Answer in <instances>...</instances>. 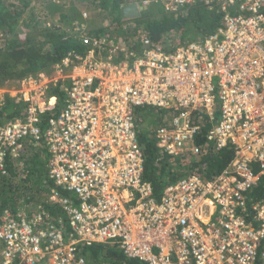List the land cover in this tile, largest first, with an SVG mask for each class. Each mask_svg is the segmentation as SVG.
<instances>
[{
    "label": "built area",
    "instance_id": "1",
    "mask_svg": "<svg viewBox=\"0 0 264 264\" xmlns=\"http://www.w3.org/2000/svg\"><path fill=\"white\" fill-rule=\"evenodd\" d=\"M193 1L138 3L175 11ZM201 1L223 12L203 40L166 52L143 38L139 58L115 64L111 47L100 60L106 45L85 36L82 60L65 57L50 73L0 88V109L24 105L23 116L0 126V177L24 140L43 135L47 202L62 213L54 221L38 207L2 212L0 264H88L78 247L94 245L145 264H264V197L247 203L264 181V0ZM64 81L65 105L42 130L39 120L55 108L50 91ZM141 108L167 112V124L153 129L159 154L198 157L191 114L203 111L212 123L206 144L232 160L208 179L185 175L156 198L143 177Z\"/></svg>",
    "mask_w": 264,
    "mask_h": 264
},
{
    "label": "trees",
    "instance_id": "2",
    "mask_svg": "<svg viewBox=\"0 0 264 264\" xmlns=\"http://www.w3.org/2000/svg\"><path fill=\"white\" fill-rule=\"evenodd\" d=\"M35 1L39 0H0V40L5 42L4 47L0 48V88L16 87L21 79L40 71L50 73L65 57H69L72 62L82 60L85 46L80 38L85 35L95 38L104 36L99 39L112 45L115 61L130 62L134 60L132 53L139 56L143 52V37L150 44L166 52H173L177 47L213 34L221 26L223 17L219 4L205 5L201 0H194L175 11L165 10L160 4L145 6L140 9L138 16L123 19L119 9L125 0H98L92 2V5L98 6L101 14L89 20L82 18L76 7L67 9L71 13L68 22L74 34L70 36L65 31L55 28L46 30L39 25L35 13L43 12V7L37 8ZM46 3L44 10L50 14L61 10L53 0ZM64 18L60 14L58 23L64 21ZM26 29H37L38 35L34 36L31 32L25 34ZM65 84V81L60 82L50 91L49 96L54 100L55 108L50 116H43L39 120L40 129L44 130L49 119L63 109ZM22 109L24 105L7 101L0 109V126L6 120L12 121L23 116ZM135 113L137 122L150 120L153 126L151 130H143L138 134V142L145 155L143 177L151 184L156 198H160L164 188L181 179L185 172L208 179L223 171L232 160L231 151L225 149L215 152L212 145L206 144L205 134L212 123L203 111L191 114L193 124L200 126L194 143L202 150L195 158L159 154L153 129L157 125L160 127L167 124L166 111L141 108L135 110ZM214 115L217 118L216 111ZM22 146L24 150L18 157L7 158V175L0 177V214L5 211L13 214L25 210L30 212L38 207L45 215H52L51 220L56 221L62 213L47 202L50 185L47 180L49 152L46 138L42 135L38 141L25 140ZM263 197L264 181H261L248 195L247 203ZM63 221L68 230L66 217ZM78 251L88 264H145L138 259L126 257L116 246H79ZM256 264L262 263L258 260Z\"/></svg>",
    "mask_w": 264,
    "mask_h": 264
},
{
    "label": "rangeland",
    "instance_id": "3",
    "mask_svg": "<svg viewBox=\"0 0 264 264\" xmlns=\"http://www.w3.org/2000/svg\"><path fill=\"white\" fill-rule=\"evenodd\" d=\"M32 1L33 0H31V2ZM46 2H48V0H39V1L34 2L37 5V8L43 7V12L35 13L37 16V19L39 20L38 21L39 25H42V27H44V29H46V30H48V29L51 30V28H55V29H58V31H61V30L65 31L70 36H74V34L72 32V25L71 24L69 25V22H68L69 15L71 14L69 12V10H67L68 8L76 7L77 11H79L81 13L82 18L84 17L87 20L94 18L95 16H98L99 14H101L99 7L92 5L93 4L92 2H98V0H53V2L56 5L61 7L60 11L55 12L53 14H50L49 12L44 10V7L47 4ZM60 14L65 16V18H64L65 20L62 21L63 23L62 22L58 23V21H57V20H59L58 18L60 16ZM23 17H24V15H23ZM80 23H82V21H80ZM97 27H99V26L97 25ZM86 30L90 31L88 28H86ZM25 32H26L25 34H29L31 32L32 35L37 36L39 30H37V29H33V30L26 29ZM85 36H88V35H85ZM102 37H104V36H100L99 38H102ZM4 45H5V42L3 40H0V48H3ZM86 54H87V51L85 50L84 58L87 56ZM107 56H108L107 53L101 54L100 60L104 59V57L107 58ZM95 60H96V62H98V60H99L98 56L95 57ZM120 63H122V62H120ZM146 129H147L146 122L144 123V121H143V125L140 126V130L143 131Z\"/></svg>",
    "mask_w": 264,
    "mask_h": 264
},
{
    "label": "clouds",
    "instance_id": "4",
    "mask_svg": "<svg viewBox=\"0 0 264 264\" xmlns=\"http://www.w3.org/2000/svg\"><path fill=\"white\" fill-rule=\"evenodd\" d=\"M134 3L136 4V6L138 7V8H143V7H145V5H142L141 3H138V0H134ZM124 5H126V1H124L122 4H121V6H124ZM120 6V7H121ZM154 6H156V5H154ZM154 6H147V7H154ZM163 7V6H162ZM83 37H85V36H82L81 38H80V40H81V43L85 46V50L87 51L88 50V46L86 45V44H84L83 42H82V38ZM87 37V36H86ZM89 39H92V40H99V41H101V43H104L105 45H106V48L103 50V51H101V53L100 54H104V53H107L108 54V52H109V48L111 47L112 48V45H110V44H108L107 42H106V40H102V39H99V38H95V37H88ZM144 38V37H143ZM142 38V39H143ZM141 39V40H142ZM103 41V42H102ZM141 43H142V41H141ZM108 46H109V48H108ZM113 48H114V46H113ZM137 54H134V56H131L132 58H139V56H141L142 55V52L140 53V54H138L139 56H136ZM100 57V56H99ZM84 58V57H83ZM133 61V60H132ZM132 61H130V62H132ZM122 63H124V62H127V63H130V62H128V61H121ZM114 63L115 64H119L120 62H116L115 60H114ZM54 70V69H53ZM52 70V71H53ZM41 72H44V71H41ZM40 73V72H39ZM46 73V72H45ZM38 74V73H37ZM136 110H138V109H136ZM135 116H136V113H135ZM5 122H7V120L5 121ZM4 122V123H5ZM146 122V121H145ZM144 122V123H145ZM138 123V125H139V128H140V126H142L143 125V121L142 122H137ZM152 125V124H151ZM146 126H147V131L148 130H151V128L153 127H151V126H149L147 123H146ZM149 126V127H148ZM142 130H140L139 131V133L141 132ZM27 140V139H26ZM25 141V140H24ZM28 141H30V140H28ZM161 155V154H160ZM182 156H190V154H187V153H185V154H183ZM8 170V169H7ZM189 172H185V175H190V174H188ZM184 175V176H185ZM177 182V181H176ZM175 183V182H174ZM50 187V186H49Z\"/></svg>",
    "mask_w": 264,
    "mask_h": 264
},
{
    "label": "water",
    "instance_id": "5",
    "mask_svg": "<svg viewBox=\"0 0 264 264\" xmlns=\"http://www.w3.org/2000/svg\"><path fill=\"white\" fill-rule=\"evenodd\" d=\"M126 5L121 6L119 9L120 17L123 19H130L138 16L140 8L136 6L134 0H125Z\"/></svg>",
    "mask_w": 264,
    "mask_h": 264
},
{
    "label": "crops",
    "instance_id": "6",
    "mask_svg": "<svg viewBox=\"0 0 264 264\" xmlns=\"http://www.w3.org/2000/svg\"><path fill=\"white\" fill-rule=\"evenodd\" d=\"M41 72V71H40Z\"/></svg>",
    "mask_w": 264,
    "mask_h": 264
}]
</instances>
